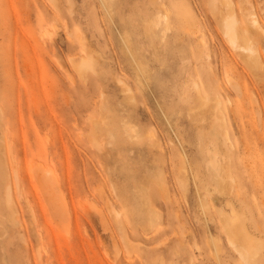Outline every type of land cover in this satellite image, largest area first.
Wrapping results in <instances>:
<instances>
[{
  "label": "rangeland",
  "instance_id": "rangeland-1",
  "mask_svg": "<svg viewBox=\"0 0 264 264\" xmlns=\"http://www.w3.org/2000/svg\"><path fill=\"white\" fill-rule=\"evenodd\" d=\"M0 264H264V0H0Z\"/></svg>",
  "mask_w": 264,
  "mask_h": 264
},
{
  "label": "bare ground",
  "instance_id": "bare-ground-1",
  "mask_svg": "<svg viewBox=\"0 0 264 264\" xmlns=\"http://www.w3.org/2000/svg\"><path fill=\"white\" fill-rule=\"evenodd\" d=\"M236 22L237 20H234L233 17L225 21L223 25L224 34L227 37L228 42L233 47V49L241 51L242 53L243 51H245L246 52L245 54L248 58L255 60L256 58L255 55L257 51L252 46L247 27H245V25H242V27L238 26L237 28ZM252 22H251L252 24L251 27L253 26L256 32L263 31L261 25H259L256 21H252ZM256 60L258 59L256 58ZM130 99L131 101H133L132 98Z\"/></svg>",
  "mask_w": 264,
  "mask_h": 264
}]
</instances>
